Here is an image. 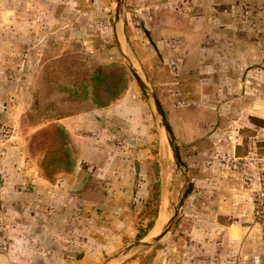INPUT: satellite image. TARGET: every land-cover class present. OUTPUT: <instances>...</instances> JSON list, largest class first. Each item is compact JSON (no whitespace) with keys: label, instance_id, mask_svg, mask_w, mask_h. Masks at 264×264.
<instances>
[{"label":"rangeland","instance_id":"obj_1","mask_svg":"<svg viewBox=\"0 0 264 264\" xmlns=\"http://www.w3.org/2000/svg\"><path fill=\"white\" fill-rule=\"evenodd\" d=\"M116 8L115 0H0V128L8 136L0 152L15 145L55 181L58 171L75 170L78 144L61 124L35 129L62 118L91 115L85 136L94 141L103 132L104 139L98 167L81 169L78 181L90 175L87 187L69 193V214L80 217L77 223L71 221V229L86 231L81 242L73 244L77 250L70 254L71 264H177L185 257L184 241L176 236L180 210L192 189L184 160L188 148L175 135L182 131L178 123L183 113L199 118L207 105L201 90L214 87L231 88L226 98L250 108L242 112V119L258 124L253 112L264 118V0H120L118 19ZM191 23L214 25V51L224 52V63L214 59L213 64H184L181 57L176 61L174 46ZM199 35L196 31L195 39ZM128 61L162 106L180 155L178 168L153 102L141 92ZM223 66L231 77L217 74L212 80L209 69L220 73ZM207 99L212 103L219 98ZM97 101L108 102L99 108ZM127 101L133 123L126 124L124 107L115 117L92 112ZM107 119L111 129H105ZM258 126L260 136L252 147L264 158V120ZM247 132L256 136L254 130ZM93 143L88 141L89 146ZM263 174L264 166L260 183ZM117 183L123 190L112 192L110 184ZM78 197L79 206L73 203ZM175 209L168 232L153 242ZM253 221L257 239L249 244L250 254H242V264H264V217L255 218L254 205ZM0 226L8 251L13 240L1 192ZM139 241L150 245L123 253ZM226 257L236 263V256Z\"/></svg>","mask_w":264,"mask_h":264},{"label":"crops","instance_id":"obj_2","mask_svg":"<svg viewBox=\"0 0 264 264\" xmlns=\"http://www.w3.org/2000/svg\"><path fill=\"white\" fill-rule=\"evenodd\" d=\"M214 28L212 23H191L178 40L180 43L176 42L178 46H174L176 61L181 57L184 64L189 60L199 65L213 64L214 59L223 62L224 52L218 55L219 52L214 51ZM196 31L201 33L198 40L195 39ZM225 59L229 61V57L225 56ZM209 71L212 72V80L217 74L222 79L231 77L230 69L225 71L224 66L220 73L213 68ZM201 91L206 97L204 101H207L202 114L193 119L191 112H182L181 122L178 123L182 131L175 133L178 143L188 148L184 160L192 188L180 210L182 223L176 236L184 241L185 257H181L182 262L177 264H242V254L249 255V244L252 238L257 239L252 195L260 186L264 158L258 157L252 146L260 136L258 125L263 124L264 118L253 112L252 116L260 120L258 124L257 120L249 122L242 119V112L250 108L238 99L231 102L226 98L232 94L231 88L214 87L209 92ZM212 95L219 99L211 103L207 96ZM121 103L120 106L111 105L101 113L92 112L96 116L108 114L115 117L120 107H124L126 124L133 123L131 102ZM186 107L193 108L189 104ZM88 116L91 118L89 114L66 117L35 129L34 132H39L53 124H61L69 138L72 137L78 144L75 170L58 171L55 181L44 176L36 162L29 161L15 145H8L0 152V192L13 240L8 251L0 252V264H71L70 254L77 250L73 244L80 243L81 234L85 235L86 231L83 228L81 232L80 227L74 232L71 229V221L77 223L80 217L72 219L69 214V193L79 186L83 167H98L96 158L104 139L103 132L98 133L102 138L95 135L94 141L85 136ZM102 122L104 119H100ZM105 122V129H111L109 119ZM93 125L96 129V122ZM183 129L190 131L187 133ZM248 129L254 130L256 136H251V132L247 135ZM88 141L96 144L89 146ZM86 153H90L89 156ZM132 177L135 181V175ZM110 185L112 192L123 190L119 187L121 184ZM80 201L78 197L73 203L79 206ZM72 233L76 238H72ZM184 251L181 250V253ZM230 255L237 257L236 263L228 261L226 256Z\"/></svg>","mask_w":264,"mask_h":264},{"label":"water","instance_id":"obj_3","mask_svg":"<svg viewBox=\"0 0 264 264\" xmlns=\"http://www.w3.org/2000/svg\"><path fill=\"white\" fill-rule=\"evenodd\" d=\"M117 3V8H116V19H118V15L120 12V0H115ZM149 38V36H148ZM120 49V48H119ZM128 65H129V70L131 75L133 76V78L135 79V81L137 82L141 92L143 93V95L147 98V99H151L154 105V109L157 113V115L160 118V126L165 130L166 134H167V139H168V145L170 147V149L172 150L175 162H176V167H180V155L178 152V148L175 144V139H174V135L173 132L171 130V127L166 119L165 113L162 109V106L158 100V98L156 97V95L150 90L148 84L141 78V76L139 75V73L134 69L133 65L131 62L128 61ZM135 169L136 172L138 171V165H135ZM90 175L85 174L84 177L82 178V180L80 181L79 186L74 189V191L76 193L78 192H82L88 185L89 181H90ZM177 215V209H175L174 211V215L168 220V222L166 223V226L164 227V229L162 230V232L153 240V242H157L159 241L161 238H163L166 233L168 232V229L170 227V225L173 223V221L175 220V217ZM150 243H144V242H137L135 244H133L132 246L127 247L124 250V254L128 253L131 249L133 248H137V247H146L149 246Z\"/></svg>","mask_w":264,"mask_h":264},{"label":"built area","instance_id":"obj_4","mask_svg":"<svg viewBox=\"0 0 264 264\" xmlns=\"http://www.w3.org/2000/svg\"><path fill=\"white\" fill-rule=\"evenodd\" d=\"M3 127L0 128V143L8 139L7 134L3 135ZM254 216L258 220L264 217V174L261 177V183L259 188L255 191L253 196ZM3 227L0 226V250L5 251L7 249V242L3 236Z\"/></svg>","mask_w":264,"mask_h":264},{"label":"trees","instance_id":"obj_5","mask_svg":"<svg viewBox=\"0 0 264 264\" xmlns=\"http://www.w3.org/2000/svg\"><path fill=\"white\" fill-rule=\"evenodd\" d=\"M120 89H121V88H120ZM120 89H119V90H120ZM118 94H119V91H118ZM115 95H116V94H114L113 97H114ZM113 97H111V98H113ZM107 102H108V101H103V102L97 101L96 106L99 107V108H100V107H103V106H106V103H107ZM151 227H152V225L150 226V229H151Z\"/></svg>","mask_w":264,"mask_h":264},{"label":"bare ground","instance_id":"obj_6","mask_svg":"<svg viewBox=\"0 0 264 264\" xmlns=\"http://www.w3.org/2000/svg\"><path fill=\"white\" fill-rule=\"evenodd\" d=\"M161 165H165L164 162L161 163ZM164 167V166H163ZM164 204V203H163ZM165 206V205H164ZM162 207V206H161ZM164 207L161 208V218L163 217Z\"/></svg>","mask_w":264,"mask_h":264}]
</instances>
